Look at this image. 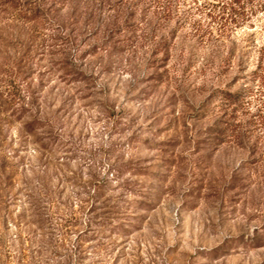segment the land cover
Masks as SVG:
<instances>
[{
    "label": "rangeland",
    "instance_id": "1",
    "mask_svg": "<svg viewBox=\"0 0 264 264\" xmlns=\"http://www.w3.org/2000/svg\"><path fill=\"white\" fill-rule=\"evenodd\" d=\"M263 41L264 0H0V264H264Z\"/></svg>",
    "mask_w": 264,
    "mask_h": 264
},
{
    "label": "trees",
    "instance_id": "2",
    "mask_svg": "<svg viewBox=\"0 0 264 264\" xmlns=\"http://www.w3.org/2000/svg\"><path fill=\"white\" fill-rule=\"evenodd\" d=\"M250 80H257L260 83H264V41L259 46L256 55L255 67L247 74ZM247 93H243V90H237L233 93L234 98H239L240 96H246Z\"/></svg>",
    "mask_w": 264,
    "mask_h": 264
}]
</instances>
